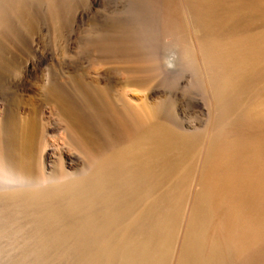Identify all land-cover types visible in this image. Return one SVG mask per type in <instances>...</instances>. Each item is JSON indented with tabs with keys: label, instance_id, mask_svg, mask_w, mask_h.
I'll list each match as a JSON object with an SVG mask.
<instances>
[{
	"label": "bare ground",
	"instance_id": "6f19581e",
	"mask_svg": "<svg viewBox=\"0 0 264 264\" xmlns=\"http://www.w3.org/2000/svg\"><path fill=\"white\" fill-rule=\"evenodd\" d=\"M48 1L54 10L59 9L55 0ZM183 3L178 6L168 0V16L174 25L182 27L176 17L181 7L204 31L190 51L203 57L224 114L223 138L215 140L206 154L200 176L202 190L192 206L179 264H194L198 258L225 264L223 256L208 249V244L217 247L225 241H232L255 258L244 264H264V248L248 246L250 241H264V121L248 115V125L258 130L255 135L249 134L245 125L231 126L225 121L249 91L255 89L257 101L262 94L258 86L264 79V0ZM20 11L19 0H0V78L7 70L3 60V44L9 36L7 19L10 14L20 19ZM142 96L145 98V93ZM49 98L56 124L63 130V146L50 138L52 118H45L44 112L31 118L16 113L12 121L0 113V199L14 206H44L45 216L59 221L64 220L53 203L57 198L65 199L93 224L87 244L93 255L111 259L120 254L130 264H160L164 258L160 261L158 246L167 240L150 234L147 223L152 211L146 202L155 185L152 180L171 175L172 168L165 162L155 166L153 160L191 144L176 138L166 127L152 128L146 107L117 112L97 96L80 94L73 104L58 88H51ZM258 104L263 108L262 102ZM259 113L264 114V110ZM46 119L49 123H44ZM50 158L54 162L48 167ZM80 165L84 168L79 169ZM137 202L144 205L136 207ZM97 204L102 205L98 211L94 208ZM215 217L216 224L212 221ZM159 220L169 221L170 216L161 213ZM106 222L119 227L112 228ZM211 223L217 228L214 236L209 230ZM74 225L72 230L81 227Z\"/></svg>",
	"mask_w": 264,
	"mask_h": 264
},
{
	"label": "rangeland",
	"instance_id": "374dc122",
	"mask_svg": "<svg viewBox=\"0 0 264 264\" xmlns=\"http://www.w3.org/2000/svg\"><path fill=\"white\" fill-rule=\"evenodd\" d=\"M19 1L20 19L13 14L7 19L9 36L3 44L7 70L0 78V113L12 121L16 113L31 118L44 112L45 118H52L50 138L63 146V130L57 125L49 98L51 88H58L73 104H77L80 94L97 96L117 112L127 107H146L152 128L166 127L176 138L188 141L191 145L154 158L155 166L165 162L172 174L152 180L155 185L146 202L152 211L147 223L150 234L167 240L158 246L160 261L164 258L160 264H179L192 206L202 190L200 176L206 154L215 140L223 138L224 113L217 92L203 57L190 51L204 31L181 7L176 10V17L182 27L174 25L168 16V0H55L58 10L48 0ZM173 1L178 6L184 4V0ZM258 88L262 91L258 101L255 89L249 91L225 120L231 126H247V132L253 135L258 130L248 125V115L264 121V114L259 113L264 110V79ZM53 160L48 159V167ZM58 199L53 207L64 221L46 217L44 206H14L0 199V264H130L120 254L111 259L93 255L87 247L93 224L86 222L83 212L67 200ZM143 205L136 203V207ZM94 208L98 211L102 205ZM161 213H167L170 220L161 222ZM212 221L216 224L218 217ZM75 223V228L81 226L78 232L71 229ZM215 224L209 226L213 236L217 231ZM245 229L249 231L247 226ZM248 246L262 250L264 241H250ZM208 249L223 256L225 264H244L255 259L232 241L217 247L208 244ZM194 264L212 262L198 258Z\"/></svg>",
	"mask_w": 264,
	"mask_h": 264
}]
</instances>
